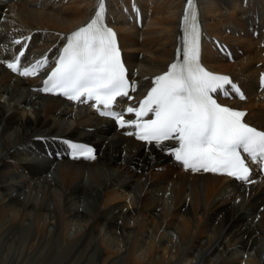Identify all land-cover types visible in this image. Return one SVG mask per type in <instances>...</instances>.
Here are the masks:
<instances>
[{"label":"bare ground","instance_id":"6f19581e","mask_svg":"<svg viewBox=\"0 0 264 264\" xmlns=\"http://www.w3.org/2000/svg\"><path fill=\"white\" fill-rule=\"evenodd\" d=\"M91 2L0 0V264H264V180L184 172L170 162L169 143L139 144L85 107L34 91L36 76L12 75L1 63L27 39V56H51L86 22ZM183 2L139 0L146 30L132 20L121 37L139 87L173 62ZM201 5L204 33L233 52L229 62L206 45L204 61L243 83L248 97L239 107L264 128L256 97L264 1ZM108 21L125 24L120 14ZM57 137L92 143L96 158L65 160Z\"/></svg>","mask_w":264,"mask_h":264},{"label":"snow or ice","instance_id":"6c2138e0","mask_svg":"<svg viewBox=\"0 0 264 264\" xmlns=\"http://www.w3.org/2000/svg\"><path fill=\"white\" fill-rule=\"evenodd\" d=\"M187 3L184 20L190 21V31L185 30L182 61L178 59L166 73L153 80L154 86L138 107L127 109L128 113H134L135 120L125 121L124 113L113 110L117 97L131 99L129 92L135 91L136 86L130 85L127 79L116 34L104 24V0H99L94 18L67 37V44L40 91L62 94L77 103L95 101L91 106L101 116L115 119L121 127L135 129L126 135H135L136 139L148 143L154 141L157 147H162L164 141L175 140L179 146L171 154L185 170L224 174L251 183L250 169L242 152L253 163L264 165V131L245 123V112L222 106L214 98V93L228 97L231 91L241 100L245 99L229 77L211 73L201 66L196 9L193 0ZM24 55L20 51L6 65L22 77L36 75L47 64L45 57L30 67H21ZM226 85L231 86L230 90ZM261 86L264 88V74ZM149 113L154 118L141 122ZM70 147L74 154H87V158L95 159L91 148Z\"/></svg>","mask_w":264,"mask_h":264},{"label":"rangeland","instance_id":"374dc122","mask_svg":"<svg viewBox=\"0 0 264 264\" xmlns=\"http://www.w3.org/2000/svg\"><path fill=\"white\" fill-rule=\"evenodd\" d=\"M264 1V0H263Z\"/></svg>","mask_w":264,"mask_h":264}]
</instances>
